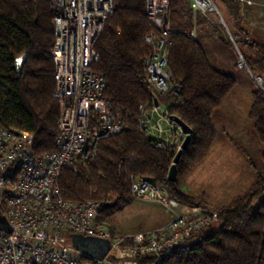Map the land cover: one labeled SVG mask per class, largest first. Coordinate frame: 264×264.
<instances>
[{"label":"trees","instance_id":"obj_1","mask_svg":"<svg viewBox=\"0 0 264 264\" xmlns=\"http://www.w3.org/2000/svg\"><path fill=\"white\" fill-rule=\"evenodd\" d=\"M222 1L233 19V41L223 36L221 24L210 22L203 15L195 19L190 0H173L171 4L169 68L181 91L178 95H159L157 100L168 107L171 115L193 128L191 143L177 165L178 180L174 182L168 175L177 149H158L153 139L138 129L140 104L155 99L144 65L151 52L145 37L155 27L147 15L146 0H116L115 13L108 18L96 43L100 58L94 69L106 80L109 110L131 127L100 140L96 155L80 163L77 170H64L60 178L67 199L102 202L99 222L132 203L131 175L167 187L177 202L207 205L204 197L197 199L184 192L182 181L214 145L215 113L236 80L214 66L194 36L196 27L209 26L221 33L220 39L226 44L233 46L235 42L252 73L264 75V43L252 39L243 26L241 3ZM54 17L50 0H0V124L29 131L38 153L54 150L62 113L55 96V63L51 55ZM23 54L26 60L19 73L16 59ZM249 118L264 144V91L259 87L253 92ZM248 159L257 177L252 190L236 197L232 205L219 208L217 223L193 234L186 252L175 253L160 264H264V175L250 156ZM211 226L216 229L207 231Z\"/></svg>","mask_w":264,"mask_h":264},{"label":"built area","instance_id":"obj_2","mask_svg":"<svg viewBox=\"0 0 264 264\" xmlns=\"http://www.w3.org/2000/svg\"><path fill=\"white\" fill-rule=\"evenodd\" d=\"M55 10V96L62 113L52 151L38 153L29 131L0 124V213L12 231L0 229V264H160L175 253L186 252L193 234L218 219L202 206L183 205L161 227L143 234L116 236L99 222L101 201L74 202L60 185L62 172L77 170L98 151L99 141L130 128L107 108L106 80L94 69L100 56L96 43L116 0H50ZM173 0H146V12L155 29L145 37L151 52L145 57L146 80L155 99L139 106L138 129L158 149L175 147L187 134L157 96L178 95L180 83L169 68L171 4ZM197 15L208 21L215 14L226 22L215 0H190ZM227 28V27H226ZM195 36V34H194ZM264 91L263 76L253 74L244 56L237 61ZM134 199L160 202L170 207L162 186L131 175ZM70 233L109 238L111 249L103 259L93 258L72 245ZM150 258V262L140 260Z\"/></svg>","mask_w":264,"mask_h":264},{"label":"rangeland","instance_id":"obj_3","mask_svg":"<svg viewBox=\"0 0 264 264\" xmlns=\"http://www.w3.org/2000/svg\"><path fill=\"white\" fill-rule=\"evenodd\" d=\"M215 2L217 3L221 15L227 24L228 20L225 13L221 10L222 6L219 3V0H215ZM197 16L198 15L194 13L195 19ZM212 18L216 20L217 23L222 25V29L227 34V37L233 41L234 39L230 31L232 26L230 24H227L226 26L224 23H221L220 18L215 14ZM213 31L218 33L216 30ZM216 38L217 40L214 39V41L219 43V37L216 36ZM212 45L215 44L213 43ZM232 48L234 49L235 62L237 63L240 58V53L242 54V52L235 42ZM262 76L264 79V75ZM262 86L264 87V80ZM251 87L254 88V91L258 87L261 88L256 82L255 85L251 82ZM217 121L218 125L221 126V117H218ZM243 125L248 136L238 135V137L237 135H230L231 137H229V139L224 136L221 137L220 135L219 139L210 149L208 156L183 179L182 189L184 192L197 199H203L204 197L207 202V205L196 206H202L207 210L218 213L219 208L233 204L234 199L238 197L236 195V197L234 196L235 193H239V196H245L248 194L257 180V177L255 175L253 176V171V174L249 173V180L246 175L248 174L246 168H249L248 156L255 161L258 170L264 175V162L261 157L264 151V144L259 140L254 128V122L252 120H245ZM237 127L241 128L238 124ZM228 129L230 128L228 127ZM243 183L244 185H242ZM162 187L165 188L168 193V200L173 201L170 207L156 201L133 199L132 203L125 206L122 210L116 211L114 214L104 219L103 222L110 227L111 233L116 236L148 233L149 231L164 225L176 213L181 211L183 212V205L186 204L174 200L170 196L168 188L165 186ZM215 229L216 226H211L207 228V231Z\"/></svg>","mask_w":264,"mask_h":264},{"label":"crops","instance_id":"obj_4","mask_svg":"<svg viewBox=\"0 0 264 264\" xmlns=\"http://www.w3.org/2000/svg\"><path fill=\"white\" fill-rule=\"evenodd\" d=\"M237 1L241 3L243 26L248 29L252 39L259 43H264V0ZM219 3L222 6L221 10L226 15L228 24L233 26V19L230 16L226 3L222 0H219ZM194 34L197 40L204 46L207 55L214 66L232 75L236 80L235 87L215 113L214 122L217 129L215 142L219 139L220 135L225 138L231 137L230 135L248 136L243 123L245 120H251L249 118V112L253 103L254 92V88L251 87V82L255 85L252 76L246 69L238 67L235 62L234 49L231 45L226 44L224 40L220 39L221 33H215L207 26H198L196 27ZM222 34L228 38L226 33L223 32ZM215 35L219 37V43L214 41V39L217 40ZM213 43L215 45H212ZM218 117H221L222 119L221 126L218 125ZM237 124L240 125L242 129L238 128ZM228 127L230 129H228ZM248 167L249 168H246V171L248 172L246 175L249 180L250 174L253 173L250 165H248ZM254 175L255 174H253V176ZM242 185H244V183ZM235 195L239 196V193H235L234 196Z\"/></svg>","mask_w":264,"mask_h":264},{"label":"water","instance_id":"obj_5","mask_svg":"<svg viewBox=\"0 0 264 264\" xmlns=\"http://www.w3.org/2000/svg\"><path fill=\"white\" fill-rule=\"evenodd\" d=\"M25 60H26V54H23L16 59L15 66L19 73H21L23 70ZM157 102L158 100H156V103ZM174 119L175 121L180 123L184 132L187 134L186 139L182 145V149L178 151L174 159V163L169 171L168 179L170 181L175 182L178 180V166L177 165L181 159L183 152L188 149L191 143L193 128L178 116H174ZM0 229L5 230L6 232L12 231V227L9 221L1 213H0ZM69 236L71 238L72 245L75 248L97 259L105 258L106 255L109 253L111 246H112L111 240L109 238H99L95 236L84 235L81 233H70Z\"/></svg>","mask_w":264,"mask_h":264}]
</instances>
